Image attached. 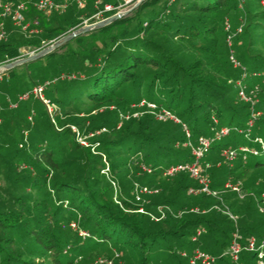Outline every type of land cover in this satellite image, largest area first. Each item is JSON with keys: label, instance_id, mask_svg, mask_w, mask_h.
<instances>
[{"label": "trees", "instance_id": "16d2710c", "mask_svg": "<svg viewBox=\"0 0 264 264\" xmlns=\"http://www.w3.org/2000/svg\"><path fill=\"white\" fill-rule=\"evenodd\" d=\"M260 1L142 0L127 15L42 55L66 47L62 60L75 66L61 85L51 87L49 78L35 83L42 85L47 103L34 91L24 97L19 92L14 100L0 88V176L5 181L0 193V264H73L77 257L79 264H90L99 254L112 258L99 264H187L188 256L181 252L189 255L197 247L217 255L218 264H258L254 251L243 249L233 260L227 248L236 227L243 243L251 235L264 236L263 212L256 205L264 182L256 183L254 177L264 169V148L244 132L252 117L251 138H264ZM105 3L119 1L83 0L81 6L70 1L64 11L49 14L29 1L25 17L37 30L24 32L5 18L0 63L45 47L84 19L95 21L94 14ZM146 5L151 14L143 17ZM116 10H105L102 17ZM231 50L239 66L231 61ZM243 66L248 86L258 87L253 110L260 111L258 115L238 96L236 80ZM12 72L13 67L4 70L0 80ZM30 97L43 103L42 111L22 104ZM142 99L144 105L137 106ZM147 102L174 111L190 135L179 122L157 119ZM24 111L29 123L25 127ZM71 124L78 126L87 144L77 141ZM221 125L229 126V132L214 140L202 159L203 164L210 162V186L219 194L184 198L197 180L187 170L171 175L164 170L193 158L188 138L211 135V127ZM240 144L254 145L258 153L246 159L239 155L231 164L219 162L223 147ZM247 169L253 171L241 185L244 196L224 188L227 180L237 182ZM135 182L156 191L142 192L137 200L131 195ZM258 183L262 187L254 190ZM117 185L120 191L115 193ZM159 206L165 215L154 219L151 214H160ZM225 206L237 214L236 224ZM71 221L89 235L81 238ZM198 228L203 231L193 239Z\"/></svg>", "mask_w": 264, "mask_h": 264}, {"label": "built area", "instance_id": "2783aa9c", "mask_svg": "<svg viewBox=\"0 0 264 264\" xmlns=\"http://www.w3.org/2000/svg\"><path fill=\"white\" fill-rule=\"evenodd\" d=\"M32 1L34 6L40 9L41 11H44L45 13L49 14L52 10H59L64 11L67 6L69 5L70 1H74L77 3V5L81 6L83 4V0H11V1H5L0 0V39L6 37V29L4 27V19L9 18L14 24L19 25L20 29L24 32H32L36 31L37 28L34 26H31V22L29 20H26L24 9L26 7V4ZM99 0H95V4L98 3ZM119 3L117 5H113L112 3H105L103 8L97 11L94 16L99 19L102 17V12L105 10H110L112 8H116L119 10L128 7L132 3H134L135 0H118ZM117 11V10H116ZM87 21V19H84ZM229 23H226V28H229ZM241 26L238 27L237 30H240ZM232 41V34H228L227 36V42L230 45ZM33 52V51H30ZM230 59L233 62L234 65L239 66L240 62L236 59L234 56L232 50L230 51ZM243 72L241 73L240 78L236 80V85L238 89V96L241 100L247 101L251 105L252 111L254 109V104L258 100L256 96L257 92V86L250 88L245 80L247 76V71L245 70V67L243 66ZM256 74H259V72H254ZM264 73V71H262ZM42 89V85H33L31 91L39 93L41 98L44 100V102L47 103V99L42 96L40 93ZM27 95V92H23L20 97H24ZM144 100L140 102V104H143ZM11 105H14V103H11ZM148 107H150V111H152L157 119H171L175 122L181 123L182 127L184 128L186 135L189 136L190 132L185 122L181 120V118L172 110L166 108V107H156V104L153 102H147ZM258 111H253L252 115L258 114ZM134 114H137V112H134ZM214 121L217 122L216 117H213ZM253 124V118L250 117L247 121V127L244 130L245 136L249 139H252L253 142L260 144L262 148H264V138L260 135H255L253 138L250 136L251 132V126ZM74 127L73 125H71ZM213 133L211 135H199L195 141H192L188 138L186 143L189 145L191 149V153L193 155V158L190 161H182L177 162L175 164H172L168 166L164 170V174H174L181 170H187L196 180L198 185H191L188 189L191 193H200L205 192L208 194H212L217 196L219 194V189L212 188L210 186V176L208 174V167L210 166V162H206L203 164L202 159L205 156V154L208 152L211 143L222 137L223 135L227 134L230 130V127L227 125H221L219 127L212 126ZM76 131V129H74ZM241 130V129H240ZM77 132V137L79 138L80 142L82 144H87V141L83 139V136L80 135L79 131ZM92 134V133H90ZM221 155L222 159L220 162L231 164L232 161L239 155L243 159H246L249 154H256L258 153V148L254 145H245L240 144L237 146H226L221 149ZM144 169L150 170V168H146L143 165ZM108 166H106L103 170L107 172ZM231 188L232 190H236L239 194V196H244V192L241 188V182L238 180L237 182H231L230 180H227L224 183V188ZM156 191V189L149 188L145 185H140L139 183H134V193L135 198L137 200H140L142 198L141 193L142 192H151ZM243 194V195H242ZM256 205L260 212L264 213V191H261L259 195L256 196ZM139 211H144V207L140 206L138 208ZM191 210H199L198 207H192ZM204 210V209H203ZM234 221V223H237V214L232 212L227 206L223 209ZM158 211L160 214H151L152 218L159 219L165 215V212L163 210L162 206L158 207ZM70 226L78 231V234L82 237H86L89 235L88 231L83 229L79 226V224L76 221H71ZM203 231V228H198L196 230V233L193 234L192 238L195 239L201 232ZM245 249L249 251H254L256 254V260L258 264H264V236L260 239H258L255 235L249 236L245 242H242V234L239 231V229L236 227L235 230L232 232V237L230 240V243L227 248V252L231 255L233 260H238L240 252ZM182 255L188 256V262L187 264H218V257L215 254H212L204 249H201L199 247L195 248L192 253L189 255L186 251L181 252ZM115 255H118L117 252H115ZM111 263L112 258L107 257H97L95 258L90 264H99V263ZM242 264V263H240Z\"/></svg>", "mask_w": 264, "mask_h": 264}, {"label": "rangeland", "instance_id": "374dc122", "mask_svg": "<svg viewBox=\"0 0 264 264\" xmlns=\"http://www.w3.org/2000/svg\"><path fill=\"white\" fill-rule=\"evenodd\" d=\"M260 3H261V5H264V0H261ZM150 8H151V6L149 7V5H146L143 8V12H142V16L143 17H147L149 14H151L150 13ZM132 9L128 13H130L132 11ZM118 10H119V8L117 9V11ZM128 13H126L124 15H127ZM94 18H96V17H94ZM101 18H103V17H101ZM101 18H99V19H101ZM95 20H98V19H95ZM89 22H91V21H85V20H83V22H82L81 25L86 24V23H89ZM237 29H238V27H237ZM232 38H233V34H232ZM65 48L66 47L58 48L54 54L41 56L39 58L32 59L31 61H27V62H24L22 64H18L16 66H13L12 75L10 77L5 76V79L4 80H0V88L1 89H5L7 93H9L10 95H12V97L14 98V100H18V99H16L17 98L16 97L17 96V93H19V92L20 93L21 92H27V93L30 92L31 89H32V87H33V85L37 81L42 80V78H49V79H51L52 82H53V83H51V87H53L55 83H56V85L63 84L64 83L63 78L66 77V76L72 75L73 74L72 73V70L75 67L74 65H72L70 63L68 64L67 62H65V61L62 60V58H64L66 56V54H65L66 53ZM22 50H23V52H27V49H25V48L22 49ZM60 60L62 61L61 63L58 62ZM3 72H4V70L1 71L0 73H3ZM6 78H7V80H6ZM250 88H252V87L250 86ZM142 100H145V99H142ZM140 102L137 104V106L144 105V104H140ZM22 104H24V106H26L28 108V110L29 109L31 110V107L36 108L38 110V113H39V111H42L43 108H44L43 103H41V101H39V100H35L33 97H30L28 100L23 101ZM87 106H85V107H87ZM82 107H83V105H82ZM47 109H48V111H51V107L48 106V105H47ZM24 110H26V109H24ZM60 111L62 112L63 110L60 109ZM25 112H27V111H24L22 113L23 116L25 115ZM135 112H137V111H135ZM258 112L260 113V111H258ZM133 114H134V110H133ZM258 114H256V115H258ZM45 117H47V116L46 115H42V119H44ZM24 120L25 121L22 120L23 123H21V125H23V127L28 126L29 123H28L27 119H25V116H24ZM71 125L74 126V127L71 126V128L73 130L76 129V131H78L77 130L78 129V126L77 125H75V124H71ZM81 136H83V139H85L87 141V139L85 138L84 135H81ZM76 139H77V141L80 144H82L80 142L79 138L77 137V132H76ZM241 171H242V169H239L238 172H241ZM252 171H253L252 169L245 170V174L239 179V181L241 182V185L243 184L244 180L247 177L248 178L251 177ZM21 173L23 174L24 171H22ZM254 177L256 178L255 179V182L256 183H257V181L264 182V169L261 170V174H258L257 173L256 176H254ZM2 186L3 187L5 186V181L3 180V177L0 176V193L3 190L2 189L3 188ZM118 186L119 185H117L115 187L116 189L114 188L115 189V193H118V190L120 191V188ZM261 187H262V183H260V184L258 183V184H254L252 188L254 190H256V189H259ZM250 191H252V189H250ZM243 192H244V195H245L246 194V190L245 191L243 190ZM190 194H193V193H191L189 191V189H188L187 192H186V195H183V197L186 198L187 196H191ZM52 195L54 196L53 198L55 200H57V196L55 194H53V193H52ZM131 195H134V189H133V192H132ZM57 202H59V201H57ZM65 202H67V201H65ZM260 215L261 216H264L263 213L260 214ZM79 236L82 238L81 235H79ZM116 251H117V249L112 248V252H116ZM97 257H107V258H111L107 254H99L95 258H97ZM77 259H78L77 262H75L73 264H79V262L81 261V258L77 257ZM122 261H123V258L121 260V263H122Z\"/></svg>", "mask_w": 264, "mask_h": 264}, {"label": "water", "instance_id": "95a60500", "mask_svg": "<svg viewBox=\"0 0 264 264\" xmlns=\"http://www.w3.org/2000/svg\"><path fill=\"white\" fill-rule=\"evenodd\" d=\"M141 1L142 0H135L134 3H132L131 5H129L126 8L120 9V10H118V11H116V12H114L108 16H105L101 19H98V20L83 24L81 26H78V27L66 32L65 34L61 35L60 37L55 39L53 42L46 45L45 47H42L39 50L30 52L26 55L17 57L15 59L0 63V72L3 70H6L8 68H11L13 66H16L18 64H22V63L30 61L32 59L38 58V57L44 55L45 53L53 50L57 46L61 45L62 43H64L65 41L69 40L70 38H72L73 36H75L79 33L89 31L91 29L100 27L102 25H105V24L113 21L114 19L128 13L132 8L136 7Z\"/></svg>", "mask_w": 264, "mask_h": 264}]
</instances>
